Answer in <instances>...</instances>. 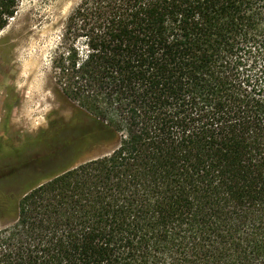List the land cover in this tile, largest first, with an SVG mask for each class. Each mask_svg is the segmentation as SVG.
I'll use <instances>...</instances> for the list:
<instances>
[{"label": "trees", "instance_id": "16d2710c", "mask_svg": "<svg viewBox=\"0 0 264 264\" xmlns=\"http://www.w3.org/2000/svg\"><path fill=\"white\" fill-rule=\"evenodd\" d=\"M51 66L72 115L0 150V264H264V0H80Z\"/></svg>", "mask_w": 264, "mask_h": 264}, {"label": "rangeland", "instance_id": "374dc122", "mask_svg": "<svg viewBox=\"0 0 264 264\" xmlns=\"http://www.w3.org/2000/svg\"><path fill=\"white\" fill-rule=\"evenodd\" d=\"M79 1L20 0L14 16L0 31L1 152L49 135L59 123L70 119L72 107L55 86L51 62L60 49L64 21ZM108 137L92 141L69 157V165L108 153L112 146ZM51 151L63 153L58 145H52ZM47 152L48 148L29 149L24 156L29 163L36 162ZM11 159L14 161L13 156ZM3 222L0 219V226Z\"/></svg>", "mask_w": 264, "mask_h": 264}]
</instances>
